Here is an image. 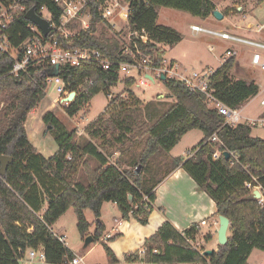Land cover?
<instances>
[{"label":"trees","instance_id":"1","mask_svg":"<svg viewBox=\"0 0 264 264\" xmlns=\"http://www.w3.org/2000/svg\"><path fill=\"white\" fill-rule=\"evenodd\" d=\"M122 2L129 9L126 34L143 31L147 41H137L138 47L142 54L155 56L158 63L164 59L161 46L172 47L181 38L174 29L156 24L157 8L182 11L200 20L213 17L216 10L211 0ZM104 3L105 0H92L88 6L90 28L73 37L70 47L97 50L110 61L129 62L128 56L120 54L119 36L110 37L106 32L96 35L98 25L104 22L99 10ZM26 6L35 12L44 6L53 22L59 20L60 9L51 0H28ZM24 16L25 12L19 14L10 29L13 46H18L19 36L21 39L31 36ZM12 63L10 57L0 56V156L12 158L5 175L0 176V264H19V250L39 247L48 264H62L72 259V252L51 231L52 224L69 208L75 212L81 235L89 228L84 211L89 209L99 219L104 202L117 206L121 220L132 218L146 225L153 210L156 186L177 168L183 169L213 201L215 216L228 219L230 236L224 245L217 246V251L203 256V249H194L188 242L194 243L197 224L179 232L165 221L144 241L142 257L138 252L127 254L126 262L247 264L253 250L264 253V201L260 204L258 200L245 199L251 193L246 184L259 187L264 199V139L251 137L254 126L240 123L230 127L225 124V117L207 108L200 94L190 92L174 80L162 82L167 97L174 102L143 103L130 90L134 79H120L113 69L104 71L94 63H85L58 69V76L76 92L66 109L68 117L76 116L101 91L109 95V88L120 80L128 95L111 97L105 112L85 127L86 139L75 129H66L52 112L46 113L42 120L47 130L55 133L57 151L45 159L29 143L24 123L45 97L49 69L35 67L27 75L14 78L8 75ZM235 68L236 59L232 57L215 70L210 82L214 96L232 109L242 107L258 93L255 83L232 76ZM191 130L202 133L198 145L186 159L169 157V152ZM213 135L216 142L210 140ZM80 138L85 142L79 146ZM137 146L141 148L135 159H126L134 155ZM216 152L220 155L218 159L213 158ZM225 152L229 153L227 159ZM115 155L117 158L111 161ZM156 158H162V165L168 169L150 185L149 177L156 171L150 168L149 162ZM79 166L86 185L75 178ZM41 210L43 213L38 215ZM103 232L104 226L97 220L90 234L93 242H99ZM103 247L109 262L117 263L109 247L105 244Z\"/></svg>","mask_w":264,"mask_h":264},{"label":"rangeland","instance_id":"2","mask_svg":"<svg viewBox=\"0 0 264 264\" xmlns=\"http://www.w3.org/2000/svg\"><path fill=\"white\" fill-rule=\"evenodd\" d=\"M217 5V11L223 15L221 21H217L213 17H209L206 21L196 19L189 14L177 11L169 8L159 7L157 8V20L156 24L159 26H165L174 29L180 36L181 41L176 45L170 47L162 45L161 48L164 51V58L167 62H176L178 69L185 73L198 71L202 68L216 69L220 65V61L223 57V52L226 48H230V43L222 41L207 34H194L190 31V25L197 24L207 29L216 31H224L231 33H238L241 36H245L251 39L264 41L263 35H256L249 29H244L247 25L257 24L264 22V1L258 3V0H213ZM236 8H238L236 10ZM240 9V11H238ZM109 23L115 25V31H122L121 35L126 38L128 27V13L118 10L107 20ZM236 27L240 28L238 31ZM106 32L110 37H118L113 34L103 24L98 25V32ZM237 55L235 57L237 68L232 71V76L236 79L242 78L247 81H251L258 86V93L253 98L249 99L241 107L242 115L247 119H259L264 118V106H260V101L264 99V73L259 69L252 68L250 59L251 54L248 49L235 46ZM126 87L122 82H118L116 85L109 88V95L101 91L94 96L86 107L80 110V112L74 116V121L68 118L66 109L68 104L62 103L52 107L53 100L56 99V92L53 88H48L45 91V97L36 105L35 109L31 111L24 123V127L27 129L28 137L31 142L39 143V151L43 157H51L56 151L57 146L55 144V133L49 132L45 127L42 118L48 112H52L55 117L64 125L68 130L76 128L74 122H78L79 129L84 130L85 127L94 122L100 115H102L111 97L115 95L123 94L122 97L128 95L125 90ZM130 90L134 97L143 103L149 101H163L165 103H172L174 99L167 97V90L164 88L162 82L155 81L149 83L145 87H130ZM2 105H0L1 109ZM104 118L106 116L104 115ZM78 133V132H77ZM80 135V134H78ZM86 139L87 135L82 134ZM251 137H257L264 139V125H257L252 128ZM202 139V133L198 130H191L187 132L169 152V157H179L186 159L192 150L198 145ZM85 142L82 139H78V145H82ZM141 146L134 148V155H128L126 159H135ZM35 149V148H34ZM36 151V149H35ZM117 155L113 156L111 161H114ZM124 159V160H126ZM90 164L94 166L93 161L89 160ZM151 169H155L156 173H153L149 177V184L152 185L156 180L161 178L168 169L167 165H162V158H156L149 162ZM75 178L82 184L86 185L87 181L83 174V170L79 166L75 173ZM47 201L44 205H46ZM43 211L38 212L41 215ZM84 217L89 224L88 232L85 235H81L77 229V218L72 208H69L59 219L52 224L51 231L59 236L64 235L66 237V246L72 252L73 255L83 258L85 264H106L109 262L105 253L102 242H92L86 249H83L85 239L92 234L95 230L96 221L99 220L106 227L110 228L113 225L114 218L119 217L120 213L117 206L112 202H104L101 207V215L99 219H95L92 212L87 209L84 211ZM217 218V217H216ZM104 227V228H105ZM226 236H230V232L227 230ZM112 241H107L111 243ZM42 248L39 247L38 251ZM264 260V253L259 250H253L251 256V262H260ZM263 262V261H262Z\"/></svg>","mask_w":264,"mask_h":264},{"label":"built area","instance_id":"3","mask_svg":"<svg viewBox=\"0 0 264 264\" xmlns=\"http://www.w3.org/2000/svg\"><path fill=\"white\" fill-rule=\"evenodd\" d=\"M28 0H0V56L6 55L13 61L8 75L18 78L20 75H27L28 70L38 67L42 70L50 69L55 66L60 67H78L85 63H94L104 71L114 70L120 79L131 78L134 79L132 87H145L149 83L160 80L161 75H164L165 81L174 80L182 83L192 93H198L203 97V103L208 109L215 110L218 114L225 117V124L230 127L243 123L250 126L264 125V118L247 119L242 115L240 108H229L221 103L215 96L214 90L210 86L211 77L217 69L202 68L198 71L185 73L178 69L176 62H167L165 58L158 63L155 56L144 55L141 53L137 41L146 43L147 36L142 31L139 33L128 34L126 38L121 35L122 31L116 32L115 25L109 23L107 20L114 15L118 10L122 12L129 11L128 5L122 0H105L104 5L99 9L100 17L104 21L103 24L111 32H115V36L121 39L120 54L128 56L129 62L110 61L102 53L97 50L88 48H71V39L79 34L85 32L90 28V13L88 10L89 4L92 0H51V2L60 9V17L58 22H53L50 13L44 6H39L34 13L49 23V33L43 36L41 31L33 24L29 23L28 29L31 36L21 39L19 36L18 46H13L10 41V29L13 22L18 15L30 10L26 9ZM34 10V9H33ZM250 26V28H249ZM246 30H250L256 35L264 34V22L247 25ZM190 31L194 34L202 33L214 36L227 43H230V48H226L223 52V57L220 61L221 66L226 60L236 57L237 52L235 46H241L251 54V67L259 69L264 73V41L251 39L241 35H235L230 32L216 31L207 29L202 26L192 24ZM97 34V33H96ZM150 77L152 80H149ZM163 81V82H165ZM121 82V80H120ZM123 84V83H122ZM124 85V84H123ZM48 88H53L56 92V99L52 102V107L57 104L65 103V99L71 94L76 96V92L68 88L64 80L59 77H46L45 91ZM110 96V95H109ZM73 98V100H74ZM70 104V103H66ZM260 106H264V99L260 101ZM74 121L75 117H68ZM78 128V134H84V130L79 129L78 122H74ZM85 129V128H84ZM216 142V135L210 139ZM220 155L216 152L213 155L214 159H218ZM246 187L251 191L256 189L251 184H246ZM259 187H257L258 189ZM259 203L262 204L264 199L260 198ZM217 224V222H215ZM206 225V220L200 221L196 226ZM57 241L66 246V237L54 234ZM192 248L198 247L195 243L188 241ZM144 252V251H143ZM141 252L139 255H143ZM203 255V254H202ZM19 264H48L46 261L43 249L38 251L36 249L19 250ZM62 264H85L83 258L73 255V258L63 262ZM132 264H152L144 263L142 261Z\"/></svg>","mask_w":264,"mask_h":264},{"label":"crops","instance_id":"4","mask_svg":"<svg viewBox=\"0 0 264 264\" xmlns=\"http://www.w3.org/2000/svg\"><path fill=\"white\" fill-rule=\"evenodd\" d=\"M211 1L216 6L217 10L216 3L213 0ZM237 9L238 8H236V10ZM206 20L202 21L204 22ZM239 29L240 28L236 27L237 31ZM245 30L246 28L244 32H246ZM239 33L242 34L240 31L233 34L239 35ZM25 130L27 133L26 127ZM30 140L32 139L28 137L29 143L36 149V152L42 156L38 147L39 143L31 142ZM155 194L156 198L153 203V210L149 215L146 225H140L132 218L128 221H123L117 217L114 218L113 225L110 228L106 229L104 226V232L99 242L107 244L117 259V263L115 264L135 263L126 262L124 260L125 255L135 252L140 254L143 252L144 241L150 238L165 221H168L177 231L181 232L193 224L199 225L200 221L206 220V225L200 226L197 233L193 236L194 243L204 251H217L218 242L216 231L219 225L218 217L216 218L215 216V204L198 188L196 183L183 169L177 168L168 176H165L156 186ZM261 198L263 199V196ZM215 222H217V224H215ZM113 237L116 238L110 240ZM109 240L112 242L108 244L107 241ZM251 256L252 253L248 258L247 264H264V260H260V262L257 263L251 262ZM141 257L140 255V258ZM106 264L111 263L108 262Z\"/></svg>","mask_w":264,"mask_h":264},{"label":"water","instance_id":"5","mask_svg":"<svg viewBox=\"0 0 264 264\" xmlns=\"http://www.w3.org/2000/svg\"><path fill=\"white\" fill-rule=\"evenodd\" d=\"M240 11V9L238 10ZM213 18L216 19L217 21H221L223 19V15L215 10L213 11ZM25 20L28 21L29 23L35 25L43 34V36H46L49 33V23L47 21H45L44 19H41L40 17H38L35 13L33 9H30L26 12L25 14ZM250 28V26H249ZM58 76V66H55L53 68L49 69V73L47 75V77H56ZM149 80H152L150 77H148ZM160 80L163 82L165 81V77L164 75H161ZM74 98V94L71 93L66 99H65V103H71L73 101ZM224 157L227 159L229 157V153L225 152L224 153ZM12 163V158L7 157V156H0V176H4L7 170L8 165ZM262 197L260 191L256 188L254 190L251 191V193L245 198L247 200H259ZM129 203L131 204L132 202V198L131 196L128 197ZM218 229L216 231L217 234V242L218 245L222 246L226 243L227 241V230H228V226H229V221L227 218L223 217V216H219L218 217ZM93 242V238L91 236H88L85 241H84V245H83V249H86L88 247V245L90 243ZM213 253V251L211 250H206L203 251V256H210Z\"/></svg>","mask_w":264,"mask_h":264}]
</instances>
